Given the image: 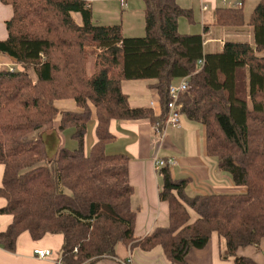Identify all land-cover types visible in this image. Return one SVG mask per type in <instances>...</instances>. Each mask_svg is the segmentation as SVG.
I'll return each mask as SVG.
<instances>
[{"label":"trees","instance_id":"1","mask_svg":"<svg viewBox=\"0 0 264 264\" xmlns=\"http://www.w3.org/2000/svg\"><path fill=\"white\" fill-rule=\"evenodd\" d=\"M1 2L13 8V16L6 22L8 37L0 40V58L8 56L21 69H0V198L6 201L0 213L13 217L0 231V246L15 252L19 237L29 232L35 242L60 235L63 264L117 260L120 243L144 251L161 247L171 263L189 264V253L205 248L216 233L228 251L223 258L258 264L239 251L260 249L264 241V0L248 21L244 6L214 9V25H249L255 39L254 45L228 40L217 52L205 50L208 27L180 31V18L196 20L193 8L178 0H145L143 36H126L122 24L94 23L87 0ZM183 78L189 80L180 96L183 115L205 127L207 154L246 191L190 195L191 178L175 177L164 167L159 196L169 204L168 222L137 237L141 202L129 178L131 158L107 152L116 137L111 123H163L170 85ZM132 80L152 81L159 115L131 105L123 84ZM57 100H73L79 110H60ZM59 113V129L74 128L79 145L61 146L48 165L45 141L26 137L53 124ZM93 113L97 141L87 154Z\"/></svg>","mask_w":264,"mask_h":264},{"label":"crops","instance_id":"2","mask_svg":"<svg viewBox=\"0 0 264 264\" xmlns=\"http://www.w3.org/2000/svg\"><path fill=\"white\" fill-rule=\"evenodd\" d=\"M87 1L92 6L94 23L122 24L126 36L145 35V0ZM213 2L215 3V1ZM245 3L246 0H243V6ZM200 9L203 21L201 25L197 22L192 24L182 17L179 20V29L183 33H201L204 32L205 27H208V31L205 33L206 39V35L212 32L215 16L207 18L206 13L209 12L210 6L204 12H202V6ZM12 16L13 8L3 4L0 0V40L8 37L6 22ZM248 26L226 28L232 34L248 33L251 36L252 31ZM226 41H228L226 38H218L216 41L215 39H206L205 50L207 52L220 51ZM254 41L250 43L254 45ZM214 43H219L220 48L216 49ZM0 60L13 62L6 55H2ZM149 83L146 80L126 81L123 84V90L128 94L133 107H150L156 115H159L161 113L160 97L155 89L148 86ZM73 102L75 103V101ZM152 102L153 106H151ZM74 110H79L77 105ZM96 124L97 121L94 120L85 136L84 150L87 154L97 141ZM58 128L59 124L55 123L54 128L46 129L40 136L45 141L48 157L51 156V159L55 157L61 146L75 148L78 144L72 135L70 137V133ZM111 129L116 137L107 144V152L111 154L126 153L131 158L129 178L136 187L137 196L141 202L135 228L137 237L146 236L156 226L168 222L169 204L167 201L161 200L159 196L163 176L162 170L155 171L154 163L157 157L172 158L176 161V164L170 167L175 177L191 178L188 187L190 195L246 191L245 186L236 185L230 174L219 168L216 157L207 154L205 127L201 123L188 119L185 115L181 117L179 125L168 127L163 141H160L155 134L150 119L114 120L111 123ZM3 174L4 166L1 165L0 184ZM5 203V199L0 198V208ZM12 220V215H1L0 213V231L5 230ZM36 248L52 249L53 255L44 259L38 258L34 255ZM61 251L62 237L60 235H50L41 242H35L30 233L25 232L19 237L15 252L7 251L0 246V264H63L60 260ZM227 254L225 242L219 238L218 234L214 233L205 248L193 249L189 253L188 261L189 264H235L233 258H223V255ZM239 254L252 257L258 264H264V241L261 243L260 249L249 246L241 249ZM117 257V260L104 258L95 264H173L167 260L161 247L144 251L138 247L130 248L120 243L117 246Z\"/></svg>","mask_w":264,"mask_h":264},{"label":"rangeland","instance_id":"3","mask_svg":"<svg viewBox=\"0 0 264 264\" xmlns=\"http://www.w3.org/2000/svg\"><path fill=\"white\" fill-rule=\"evenodd\" d=\"M215 1V3L213 2ZM179 2L186 7H190L194 9L195 12V20L197 22V24H202V14H201V1L200 0H179ZM256 2H258V0H246L245 6H244V11H245V16H246V20H249V17L253 11V9L256 6ZM206 3L210 6V10L208 13H206L207 18H209V16H213L214 15V9L217 6H229L228 4H225L222 2V0H206ZM96 6V5H95ZM75 17L77 19V21L81 22V16L79 13H75ZM248 26V25H247ZM249 28H251V36L248 33H244L241 35H236V34H232L230 31H228V28L226 27H221V26H215L212 25V32L206 35V39H215V41L218 38H226L227 40H241V41H248V42H253L254 41V32L252 27L248 26ZM215 44V48L219 49L220 48V44L219 43H214ZM95 70V57H91L89 60V64H88V72L89 74H93ZM29 73L30 75L36 79L37 78V74L36 71L34 69H29ZM148 83L150 82V80H146ZM56 105L60 108V110H74V108L76 107L75 103L72 100H57L56 101ZM93 118L91 119L90 123H89V127L90 125L94 122V120H96V115L95 113H93ZM61 118V113H59L58 116H56L54 123L50 124V126L45 127L41 130L35 131L31 134H29L26 138L27 139H31V138H38L41 136V134H43V132L46 129H52L54 128V124L57 123L59 124ZM88 127V129H89ZM59 129V128H58ZM60 130V129H59ZM68 133H70V137L71 135L74 133V128H68L66 130H64ZM78 143V142H77ZM79 144H77L78 147ZM75 147V148H77ZM74 147H71V149H75ZM50 152V149H49ZM52 163V159L51 156H49L46 160V164L50 165ZM1 166V165H0ZM4 215V214H1ZM196 218V214H193V219ZM61 248V247H60Z\"/></svg>","mask_w":264,"mask_h":264},{"label":"built area","instance_id":"4","mask_svg":"<svg viewBox=\"0 0 264 264\" xmlns=\"http://www.w3.org/2000/svg\"><path fill=\"white\" fill-rule=\"evenodd\" d=\"M223 3L228 4L230 7H242L243 0H222ZM202 12L208 10L209 5L206 0H201ZM204 60H200L199 64L202 65ZM0 69H9L10 71H16L21 69V66L15 62H7L0 60ZM188 78L181 79L178 83L170 85V101L168 102V114L163 123H157L153 126L154 132L160 141H163L166 137L167 129L169 126H177L181 123V117L183 116L182 107L180 102V96L184 93L188 87ZM154 103H151L153 106ZM155 171H161L164 167H172L176 164V161L172 158L157 157L155 159ZM34 255L38 258L44 259L53 255V250L48 248H36Z\"/></svg>","mask_w":264,"mask_h":264}]
</instances>
